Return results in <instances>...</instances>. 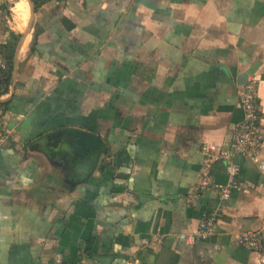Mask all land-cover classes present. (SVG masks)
Here are the masks:
<instances>
[{
  "label": "crops",
  "instance_id": "0c3cea01",
  "mask_svg": "<svg viewBox=\"0 0 264 264\" xmlns=\"http://www.w3.org/2000/svg\"><path fill=\"white\" fill-rule=\"evenodd\" d=\"M9 44L0 264H264L239 242L264 234V167L232 145L251 81L264 126V0H0ZM223 151L237 187L191 202L228 185Z\"/></svg>",
  "mask_w": 264,
  "mask_h": 264
},
{
  "label": "built area",
  "instance_id": "2783aa9c",
  "mask_svg": "<svg viewBox=\"0 0 264 264\" xmlns=\"http://www.w3.org/2000/svg\"><path fill=\"white\" fill-rule=\"evenodd\" d=\"M258 83L251 81L245 85L240 92L241 105L245 112L244 120L233 125V150L235 154H241L244 157L253 160L261 168L264 167V160L259 157V150L264 143V126L262 123V112L258 101ZM217 159H225L228 167L229 183L225 186H220L212 183L210 176H205L201 185H196L192 193L191 202H194L203 187L211 183L212 187L219 189L223 198L229 195L232 188L237 187V165L233 162L230 151H223ZM216 216H213L209 221L203 222L199 228L197 235L206 239L214 233V222ZM241 245L253 250L259 251L264 248V234L261 231H254L243 234L239 238Z\"/></svg>",
  "mask_w": 264,
  "mask_h": 264
},
{
  "label": "water",
  "instance_id": "95a60500",
  "mask_svg": "<svg viewBox=\"0 0 264 264\" xmlns=\"http://www.w3.org/2000/svg\"><path fill=\"white\" fill-rule=\"evenodd\" d=\"M67 132L71 136L79 137L84 142L89 143L93 148H96L101 142L100 138L97 135L90 133V132H87V131H83V130H79V129H69ZM99 261H101V260H99Z\"/></svg>",
  "mask_w": 264,
  "mask_h": 264
},
{
  "label": "trees",
  "instance_id": "16d2710c",
  "mask_svg": "<svg viewBox=\"0 0 264 264\" xmlns=\"http://www.w3.org/2000/svg\"><path fill=\"white\" fill-rule=\"evenodd\" d=\"M14 48L15 49V45H5L3 46V49H7V50H10ZM16 50V49H15ZM15 50H14V54L10 55V56H7L8 58V64H9V72H8V75L7 76H4L3 78H0V83L1 84H7L9 83L12 75H13V72H14V57H15Z\"/></svg>",
  "mask_w": 264,
  "mask_h": 264
},
{
  "label": "rangeland",
  "instance_id": "374dc122",
  "mask_svg": "<svg viewBox=\"0 0 264 264\" xmlns=\"http://www.w3.org/2000/svg\"><path fill=\"white\" fill-rule=\"evenodd\" d=\"M14 12H16L14 10ZM14 48L7 50V49H3L2 47H0V58H7V56H10L12 54H14ZM4 60H0V78H3L4 76L8 75L9 72V64L6 62V67L4 66ZM4 66V67H3Z\"/></svg>",
  "mask_w": 264,
  "mask_h": 264
}]
</instances>
